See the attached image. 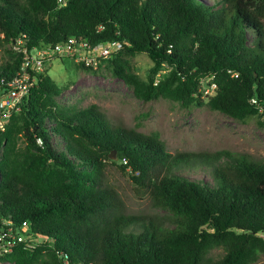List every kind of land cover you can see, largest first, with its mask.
Instances as JSON below:
<instances>
[{
    "label": "trees",
    "instance_id": "obj_1",
    "mask_svg": "<svg viewBox=\"0 0 264 264\" xmlns=\"http://www.w3.org/2000/svg\"><path fill=\"white\" fill-rule=\"evenodd\" d=\"M0 35L27 49L116 40L121 48L97 60L136 97L187 105L203 97L200 80L210 76L211 109L240 121L259 108L264 114V0H0ZM135 53L152 62L146 82L122 58ZM17 62L0 66V88ZM161 64L169 70L153 82ZM43 71L19 103L21 164L4 153L6 126L0 133V226L50 245L18 242L1 262L250 264L264 253V159L226 150L172 154L155 134L113 124L94 105L59 106ZM107 163L166 209V220L124 214L104 180ZM197 170L211 180L189 174ZM213 248L220 257L206 256Z\"/></svg>",
    "mask_w": 264,
    "mask_h": 264
},
{
    "label": "rangeland",
    "instance_id": "obj_2",
    "mask_svg": "<svg viewBox=\"0 0 264 264\" xmlns=\"http://www.w3.org/2000/svg\"><path fill=\"white\" fill-rule=\"evenodd\" d=\"M122 58L126 60L135 78L139 82H146L152 67L150 59L144 53L124 54ZM15 60L19 62V53L4 43L0 35V66L12 65ZM79 63L74 54H58L44 65L45 73L58 88L54 100L59 106L84 108L94 105L113 124L132 128L145 135L155 134L172 154L226 150L243 154L253 161L264 159L262 108L253 116L240 121L211 109L207 104L208 93H205L206 97L202 94V98H196L187 105L161 95L142 100L134 95L131 86L112 73L105 59L92 64L90 68L81 67ZM168 70V66L161 64L152 77L153 82L163 78ZM209 80L210 76L203 77L200 85L205 86ZM18 112L19 106L4 117L7 138L4 153L10 161L16 159L21 164L25 158V149ZM103 174L105 182L120 198L124 214L154 216L166 220L168 211L154 207L147 195L139 196L126 172L107 163ZM189 174L211 180L210 175L202 170ZM29 240L32 247L44 243L50 245L49 240L41 236H30ZM221 254L220 248H213L206 256L215 259ZM250 264H264V253H258Z\"/></svg>",
    "mask_w": 264,
    "mask_h": 264
},
{
    "label": "built area",
    "instance_id": "obj_3",
    "mask_svg": "<svg viewBox=\"0 0 264 264\" xmlns=\"http://www.w3.org/2000/svg\"><path fill=\"white\" fill-rule=\"evenodd\" d=\"M56 3L61 6L64 5L65 0H56ZM12 48L19 53V62L13 74L3 81V86L0 88V133L6 126L4 117L10 110L18 108L21 99L27 96L30 88L35 84L37 76L43 72L44 65L51 57L58 54H74L77 60L83 62L84 65L92 66L98 61V58L108 57L112 52L119 50L121 45L116 40L91 44L86 40L68 38L52 46L30 49L25 48L21 41L17 40ZM214 89L213 82H206L205 86H201L199 90L204 96L207 93L210 96L213 95ZM24 226L26 224L22 222V227ZM18 242L25 243L27 248L32 247L29 244L30 241L23 239L9 226L5 228L0 226V258L10 253Z\"/></svg>",
    "mask_w": 264,
    "mask_h": 264
},
{
    "label": "water",
    "instance_id": "obj_4",
    "mask_svg": "<svg viewBox=\"0 0 264 264\" xmlns=\"http://www.w3.org/2000/svg\"><path fill=\"white\" fill-rule=\"evenodd\" d=\"M109 157H110V158H113V156H112V155H110ZM59 264H62V263L60 262Z\"/></svg>",
    "mask_w": 264,
    "mask_h": 264
}]
</instances>
